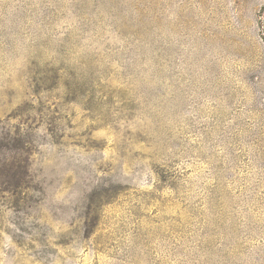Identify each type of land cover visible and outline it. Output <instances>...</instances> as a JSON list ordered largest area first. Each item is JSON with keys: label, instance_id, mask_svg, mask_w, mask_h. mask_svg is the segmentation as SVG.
I'll return each instance as SVG.
<instances>
[{"label": "rangeland", "instance_id": "rangeland-1", "mask_svg": "<svg viewBox=\"0 0 264 264\" xmlns=\"http://www.w3.org/2000/svg\"><path fill=\"white\" fill-rule=\"evenodd\" d=\"M0 264H264V0H0Z\"/></svg>", "mask_w": 264, "mask_h": 264}]
</instances>
